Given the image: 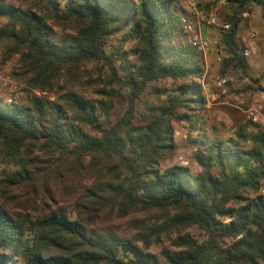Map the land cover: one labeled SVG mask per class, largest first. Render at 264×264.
Returning <instances> with one entry per match:
<instances>
[{"label":"trees","instance_id":"obj_1","mask_svg":"<svg viewBox=\"0 0 264 264\" xmlns=\"http://www.w3.org/2000/svg\"><path fill=\"white\" fill-rule=\"evenodd\" d=\"M221 2L229 29L216 48L264 92L240 38L255 7L264 23V0L203 9ZM189 18L181 0H0L1 62L27 86L0 97V264H264V131L244 121L209 135ZM179 125L197 173L163 168ZM84 179L74 204L56 198Z\"/></svg>","mask_w":264,"mask_h":264},{"label":"rangeland","instance_id":"obj_2","mask_svg":"<svg viewBox=\"0 0 264 264\" xmlns=\"http://www.w3.org/2000/svg\"><path fill=\"white\" fill-rule=\"evenodd\" d=\"M8 1L12 2L16 6L25 4V0ZM212 2H214V0H195V10H191V8H189L186 4L182 3L191 16L188 21L192 23L195 31L200 34L202 38L210 41L220 38V28L226 20V14L229 12V8L226 3L221 2L212 8V12L210 14H207L203 7L206 6V4ZM211 18H215L218 25H207L206 22ZM3 23L4 20L0 19V27ZM249 31H255L258 34V40L256 42L257 53L251 59L247 60L250 68V74L254 79H258L260 81L261 86H264V23L262 21L261 9L258 7H255L252 12L246 14V16L244 15V20L240 28V38L246 35V33ZM4 50L5 43H1L0 97L6 99L7 102L9 99L14 98L19 100L20 98L25 97L27 86L22 81L15 79L11 75V63L6 66L2 65L1 61ZM203 61L206 67V73L203 82L206 89V96H208L207 106L210 104V107L207 108L208 113L206 117L209 135H218L224 138H229L230 136H234L238 126L246 121L243 109H246L260 92H252L247 89L249 84L251 86L256 85L252 84L248 78L244 77L238 66L233 61H230L225 53H219V49L216 47L212 48L205 57L203 56ZM220 75H226L225 77L232 79V81L229 83L231 84V88H227L226 94H222L216 89L215 86V79ZM33 92L38 96L48 95L47 93H42L38 90H34ZM55 94L56 93L49 95L52 101H54L57 97ZM87 94L90 95L95 93L91 89L87 92ZM214 95L216 98L218 96V98L215 101H212L211 97ZM242 102L244 104H242ZM214 103L216 104L213 105ZM120 109H122V106ZM193 136L196 137L197 132H194ZM176 140L178 143L176 155L171 161H168L163 168L165 169L173 165H180L184 167L182 163L188 162V166L186 167L190 168L193 172H199L200 167L193 158L195 150L190 144V134L188 132L187 125H179L177 127ZM91 183L92 179H84L82 182V188L79 190L76 196L72 198H66L62 192H58L56 194V198L61 203H66L68 205L74 204L77 199H81L84 196L86 188H88ZM125 221L126 219L114 221L113 223L114 226H118V224H124ZM188 231L196 236H201V231L197 228H191ZM151 252L159 256L160 249L158 247H153ZM160 259L164 262L162 257H160Z\"/></svg>","mask_w":264,"mask_h":264},{"label":"built area","instance_id":"obj_3","mask_svg":"<svg viewBox=\"0 0 264 264\" xmlns=\"http://www.w3.org/2000/svg\"><path fill=\"white\" fill-rule=\"evenodd\" d=\"M182 3L186 4L191 10L196 9V3L195 0H181ZM246 16V15H245ZM207 25L215 26L217 24V20L215 18H211L206 22ZM184 30L185 33L188 36L189 42L197 48L198 52L202 54V56H206L212 48L219 45V40H207L201 37L200 34H198L192 23L188 20H183ZM225 30L229 29V25H223L221 26ZM257 40H258V34L255 31H249L241 38V43L243 45V56L249 60L257 53ZM232 81L231 78L225 77V76H217L215 79V86L218 91H220L222 94L227 93V86ZM212 101H215L216 99L211 97ZM239 101V100H238ZM8 102H11V99L8 100ZM240 102V101H239ZM209 103V100H208ZM242 104H244L242 102ZM210 105V104H209ZM245 120L249 123H251L254 126H259L264 131V92H260L250 103V105L247 106L246 109H243ZM178 134V133H177ZM182 165L184 167L188 166V162H183Z\"/></svg>","mask_w":264,"mask_h":264},{"label":"crops","instance_id":"obj_4","mask_svg":"<svg viewBox=\"0 0 264 264\" xmlns=\"http://www.w3.org/2000/svg\"><path fill=\"white\" fill-rule=\"evenodd\" d=\"M212 92H213V91H212ZM207 97H208V96H207ZM213 98H214V99H217L218 96H217V98H216L215 95H214ZM207 99H208V98H207ZM215 104H216V103H214L213 105H215ZM218 104H220V103H218ZM218 104H217V105H218ZM208 107H210V105H208L207 108H208Z\"/></svg>","mask_w":264,"mask_h":264}]
</instances>
